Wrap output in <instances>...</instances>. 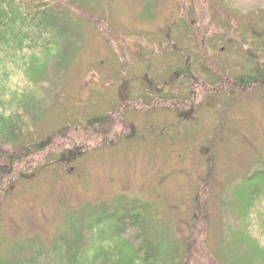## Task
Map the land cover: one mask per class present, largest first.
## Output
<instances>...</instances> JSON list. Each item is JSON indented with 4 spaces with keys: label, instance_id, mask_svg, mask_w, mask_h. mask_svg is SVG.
<instances>
[{
    "label": "rangeland",
    "instance_id": "1",
    "mask_svg": "<svg viewBox=\"0 0 264 264\" xmlns=\"http://www.w3.org/2000/svg\"><path fill=\"white\" fill-rule=\"evenodd\" d=\"M48 1L66 32L0 66V264H58L40 245L114 205L142 208L137 241L81 224L78 264L144 241L160 255L140 264H264V199L239 218L264 189V0ZM189 64L196 94H159Z\"/></svg>",
    "mask_w": 264,
    "mask_h": 264
},
{
    "label": "trees",
    "instance_id": "2",
    "mask_svg": "<svg viewBox=\"0 0 264 264\" xmlns=\"http://www.w3.org/2000/svg\"><path fill=\"white\" fill-rule=\"evenodd\" d=\"M61 1L73 4V2L76 3L87 0ZM64 32H66V28L61 25V18H58V13L56 14L53 12L48 0H0V66L5 69V65L8 61L16 59L17 57L23 58L28 52L32 54H35L36 52L40 53L42 50L39 49V44L42 45L43 42L51 41V38L54 36L59 38L60 33L64 34ZM53 42H58V40H54ZM58 46L59 45L55 43V46L53 47H41H44V50L50 52L56 50ZM261 71H264V69ZM258 76L263 75L255 76L257 82L264 79L259 78ZM44 141L41 144H38L39 149L37 151L41 150V147L43 149L48 143L47 141L44 144ZM243 183L244 186H247L251 182L245 181ZM255 183L264 186V164L262 168L255 170ZM259 188V186L255 185V188H253L255 189V194L251 198L248 195L249 193L245 190L247 195L245 196L244 203L247 208L240 207V219H243L245 216L244 214L248 213V208L251 206V204H249L250 200L252 201L254 199L256 204V201L264 199V189ZM114 206V212H111V214L104 211L105 207L100 211L99 217L90 214L87 222H85V220L79 222L75 221L74 218L71 219L66 226L67 230L65 232L63 231L64 233L61 232L63 233H60L61 235L57 234V236H54L50 248H45L43 246L44 244H41V250L43 252L45 251L46 256L50 255L51 258L55 257L54 259L58 264H78V257L81 248L85 244L83 242L85 237H83L81 232V224L86 226V228L90 227L92 229L97 224L100 225L103 222H108L110 225L113 224L117 227L118 231H120V229L125 230L135 227L137 229V235L134 240L137 241V236L140 235L141 230L143 231L144 224L146 223L145 221L141 222V211L137 212V209L142 208L132 206L121 209L118 208L119 206ZM255 211L259 210L255 209ZM96 213H98V211H96ZM126 218L128 219V222ZM65 241L67 243H65ZM138 245L137 249H135L138 261L136 258L133 259V257H124L126 255L123 252L111 256L109 260L105 259V261L108 263L111 261L112 264H140L145 261L150 263L154 262V260L160 255V244L158 245L155 241H144L143 244ZM143 245L151 248H145ZM48 250L51 251L48 252ZM174 250L170 249L165 264H189L186 261L185 256L181 258L178 254L179 252L177 248L176 251ZM41 258H43L42 253L34 251L29 260L23 258L21 261H32V264H39Z\"/></svg>",
    "mask_w": 264,
    "mask_h": 264
},
{
    "label": "flooded vegetation",
    "instance_id": "3",
    "mask_svg": "<svg viewBox=\"0 0 264 264\" xmlns=\"http://www.w3.org/2000/svg\"><path fill=\"white\" fill-rule=\"evenodd\" d=\"M174 47V49H179L178 48V46H176V45H174L173 46ZM189 59H190V61H191V57L189 56ZM190 65L191 64H189V66H188V69L187 70H185L184 68H183V70H174L173 71V74H174V76H173V78L171 79V80H168V78L165 80L164 78L165 77H163L162 78V82H163V85H162V90L159 92V94H163V93H165V94H169V93H173V91L175 92V93H177L178 91L177 90H175L177 87V83H176V80L177 81H179V79H180V77H182V76H184V77H186L187 79H189L190 80V78L192 79V83H191V81L189 82V84H191V86H190V90L189 91H191V94H196L195 93V87H194V85L196 84V83H199L200 84V81L199 80H197V77H195L194 75H192L191 73L194 71V70H192L194 67L193 66H191L190 67ZM197 65H198V68H197V73H198V75H202V73H200L199 72V70L200 71H204V74L206 75V77H208V74H209V72L207 71V68H206V66L204 65V62H202L201 60H198V63H197ZM185 66V65H184ZM193 67V68H192ZM192 71V72H191ZM187 73H189L190 75H189V77L187 76V75H185V74H187ZM151 82V81H150ZM149 82V83H150ZM205 85H203V87H204ZM147 91V90H146ZM190 94V95H191ZM165 99H163V101H164Z\"/></svg>",
    "mask_w": 264,
    "mask_h": 264
}]
</instances>
